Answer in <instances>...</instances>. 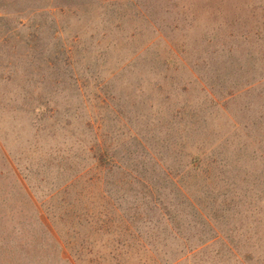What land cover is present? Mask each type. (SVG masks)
Segmentation results:
<instances>
[{
	"label": "rangeland",
	"instance_id": "rangeland-1",
	"mask_svg": "<svg viewBox=\"0 0 264 264\" xmlns=\"http://www.w3.org/2000/svg\"><path fill=\"white\" fill-rule=\"evenodd\" d=\"M0 264H264V0H0Z\"/></svg>",
	"mask_w": 264,
	"mask_h": 264
},
{
	"label": "trees",
	"instance_id": "trees-1",
	"mask_svg": "<svg viewBox=\"0 0 264 264\" xmlns=\"http://www.w3.org/2000/svg\"><path fill=\"white\" fill-rule=\"evenodd\" d=\"M150 140H151V142L148 139H145L144 140V147H143L142 150H145V149H147V150L148 149H150V150H153V149L154 150H158L156 148L157 145H155V142H153L152 139H150ZM98 156H99V159L103 162V164H105V166L111 167V168H113L114 166H117V163H115V157L112 155V152H111L110 149L105 148V149L100 150ZM153 159L156 160L157 163H161V160H162V158L157 159L155 156H153ZM193 161H194L193 168L195 169V159ZM146 181L147 182H150V183L152 182V180L149 181V179H147ZM151 186H153V184ZM159 186L160 187H157V188L155 187L156 193H154V194L156 196H158V198L160 199L161 205L164 204L163 206H165V203H164V201L162 199L163 198V192H160L161 191L160 188H162V184L159 185ZM152 191L154 192L153 187H151V192ZM159 192H160V194H159ZM183 198H184V200L180 204L182 206H185V205L188 206L189 205V200L188 199H185V197H183ZM167 223H169V222H167ZM185 225H186V222H185ZM177 235H179V234H177Z\"/></svg>",
	"mask_w": 264,
	"mask_h": 264
}]
</instances>
